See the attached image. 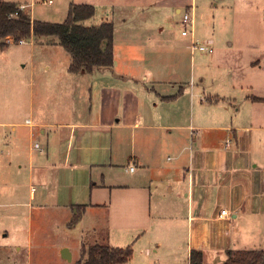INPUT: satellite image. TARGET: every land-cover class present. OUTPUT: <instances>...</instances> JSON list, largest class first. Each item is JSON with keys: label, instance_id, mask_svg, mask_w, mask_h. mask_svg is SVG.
Returning a JSON list of instances; mask_svg holds the SVG:
<instances>
[{"label": "crops", "instance_id": "0c3cea01", "mask_svg": "<svg viewBox=\"0 0 264 264\" xmlns=\"http://www.w3.org/2000/svg\"><path fill=\"white\" fill-rule=\"evenodd\" d=\"M10 1L27 7L25 1ZM71 2L93 4L94 12L101 11V20L112 22L116 13L140 14L151 5H172L176 13H183L193 4L192 0ZM259 2L233 0V7L235 13L245 7L254 11ZM179 5L186 7L183 12ZM138 23L139 30L144 20ZM252 47L247 56L237 48L215 55L230 89L207 85V75L193 72L189 79L172 83L148 60L139 65L132 61L130 66L137 68L129 72L95 67L71 73L69 59L62 69V97L76 94L65 86L74 82L69 73L78 77L110 71V84L122 86L126 102L110 104L103 115L97 114V105L88 107V117H79V105L70 99L58 106L63 120L26 117L23 124L32 127V141L33 127L39 132L27 150L24 145L17 149L28 162V198L36 197L35 181L41 190L39 205L60 213L78 235L80 247L131 245L126 264H188L192 248L202 251L205 263H220L228 249H264V100L250 98L264 97V52L260 41ZM114 66L113 54L110 67ZM0 123L16 131L10 119ZM9 189L10 197L18 193L17 185ZM221 209L229 215L221 216ZM77 212L79 218L71 222ZM78 257L71 253V260Z\"/></svg>", "mask_w": 264, "mask_h": 264}, {"label": "rangeland", "instance_id": "374dc122", "mask_svg": "<svg viewBox=\"0 0 264 264\" xmlns=\"http://www.w3.org/2000/svg\"><path fill=\"white\" fill-rule=\"evenodd\" d=\"M20 1H25V10L32 18L62 22L72 0ZM192 1V10L189 11L193 29L187 36L181 35L182 13H176L172 5H151L140 14L125 11L117 16L116 13L113 21L115 66L107 68L113 72H129L132 61L139 65L148 60L172 83L180 78L189 79L193 72L207 75V85L230 89L228 78L222 73V64H215V55L227 54L237 48L240 54L247 56L258 41L264 52V24L260 11L264 0H260L258 9L253 11L245 7L239 13H235L233 0ZM179 6L181 12L186 8ZM101 18V11L96 10L84 23L96 24ZM142 20L143 27L136 29ZM50 38L28 37L22 42H13L12 39L7 42L6 39V45L0 48V122L10 119L16 123L15 132L11 126L0 123V264H66L60 249L68 247L74 259L80 255L81 249L78 235L66 226L60 213L48 205H39L41 190L35 181L32 184L38 188L36 197L28 198L31 183L27 179L28 162L17 151L23 145L26 150L33 145L39 132L33 127V142L29 136L32 127L23 124L24 119L43 115L63 120L65 114L58 106L70 99L78 103L79 117H88V107L93 109L97 105V114L103 115L111 109L107 107L110 104L123 106L126 102L122 86L110 84L112 71H93L92 75L85 73L78 77L68 72L70 79L75 78L65 86L74 88L76 94L73 98L62 97V69L69 62L70 54ZM193 39L212 46L213 52L192 50L190 43ZM137 65L133 68L136 69ZM142 82L140 79L139 83ZM39 146L41 144L37 148ZM33 147L37 152L36 146ZM15 185L18 193L10 197L9 188Z\"/></svg>", "mask_w": 264, "mask_h": 264}, {"label": "trees", "instance_id": "16d2710c", "mask_svg": "<svg viewBox=\"0 0 264 264\" xmlns=\"http://www.w3.org/2000/svg\"><path fill=\"white\" fill-rule=\"evenodd\" d=\"M94 10L93 4L70 2L66 19L51 22L32 18L14 1L0 0V48L6 45L7 37L13 42L31 36L51 37L50 40H56L70 54L69 72H91L95 67H110L113 63V22L103 20L97 24H85L84 21L94 14ZM250 98L264 100L259 96ZM79 216L77 212L72 222ZM132 251L131 245L93 243L82 246L78 259L72 264H126ZM188 264H264V249H228L224 261L205 263L202 251L192 248L188 254Z\"/></svg>", "mask_w": 264, "mask_h": 264}, {"label": "built area", "instance_id": "2783aa9c", "mask_svg": "<svg viewBox=\"0 0 264 264\" xmlns=\"http://www.w3.org/2000/svg\"><path fill=\"white\" fill-rule=\"evenodd\" d=\"M193 4H191L192 7ZM19 8L22 9V6L19 5ZM261 21L264 24V12L261 15ZM180 22H181V35L183 36H187L189 34L192 33V29H193V19H192V15L191 12L189 10H186L182 13L181 18H180ZM7 42L11 39L10 37H7ZM23 39H20L18 42H22ZM190 47L192 50H198V51H202V52H206V53H212L213 52V47L209 46L205 43L199 42V41H195L194 39L191 40L190 43ZM26 122H29V120H26ZM37 146V145H36ZM129 170H133L134 169V165L133 163H130L129 165ZM220 215H229V213L226 211V209H221L220 210Z\"/></svg>", "mask_w": 264, "mask_h": 264}, {"label": "water", "instance_id": "95a60500", "mask_svg": "<svg viewBox=\"0 0 264 264\" xmlns=\"http://www.w3.org/2000/svg\"><path fill=\"white\" fill-rule=\"evenodd\" d=\"M60 254H61V256H62L64 259H66V260H68V261L71 260V253H70L68 247H66V246H65V247H62V248L60 249Z\"/></svg>", "mask_w": 264, "mask_h": 264}]
</instances>
